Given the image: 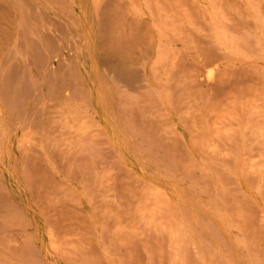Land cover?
<instances>
[{
	"label": "bare ground",
	"instance_id": "obj_1",
	"mask_svg": "<svg viewBox=\"0 0 264 264\" xmlns=\"http://www.w3.org/2000/svg\"><path fill=\"white\" fill-rule=\"evenodd\" d=\"M225 1L226 0H0V245H5L6 249H5V246L3 248L5 250H9V249L12 250V252H14V254L12 255H14V259L16 258L15 260H13L11 257L10 259L8 257L9 260H12L14 262L1 261L2 260L1 259L0 264H57V263H51V262L47 263L44 260L43 255H41V251L39 250V246H38V242H39L38 233L36 231L34 232V230H30V228H32V221H31L29 209L28 208L24 209L21 205H19L18 200H16L15 195L18 196V195L24 194L25 199H27L28 204L31 207V210L35 212H39L42 218L48 219L50 217H53L55 209L62 208L63 209L62 217H60L55 211L56 212L55 214H57V216H59L60 218L59 219L55 218L56 217L55 216L53 217V219L60 220L61 218L64 217L67 222L69 221V225L67 223L64 225V227L67 228L68 226H71L70 223H72V224H79L80 226H77V225L76 226L78 227V229H80L82 228L81 226H83V224H88V221H90L89 224H92L91 226L95 229L96 233H98V225H99L98 223L100 222L98 215L99 213H101L102 217L104 216L103 215L104 212L102 213L100 209H97V207H101L98 205L99 204L98 199L102 198L101 201H103V197H104L102 196L100 198L99 196L98 198V195H100L98 188L100 184L101 185L103 184V182L101 183V179L102 180L105 179V178L103 179L102 177L103 173L107 172L104 168L112 169L114 167H120V166H124V167L142 166V167H145L146 169L147 168H156V169H159V168L168 169L169 168L171 169L170 167L174 168V166H190L192 170L193 166H196V167H203V166L208 167L209 166L211 159H213L211 155L214 152V149L217 148L216 151L218 150V147H220L221 149L222 144L225 143L224 141L223 143H221L220 141L221 146H219V143L215 144L216 141L213 140V136H212L214 129L212 128L213 130H211V126H210L212 117H214L212 116L214 115V110H215L214 108H216L213 105L216 106V104L219 102V99H218V102H215L216 104L213 103V99H215L216 101L218 98V96L217 97L215 96L216 98H214L213 96V91L215 89V84H216L215 82L217 81L216 79L219 78L218 81H220V84H221L220 89L222 90L221 92L222 95L225 92L227 95L228 93L227 90H230V93L232 90L231 87H229L230 85H227L229 89L226 88L227 90L225 91V80L227 79V77L223 78L224 72H225V69L223 67H220L219 69H217L218 71L216 72L218 74V77H216L215 79L213 78L214 75H216L215 68H214V64L216 62L214 54H213L214 51L212 53V48H213L212 42H213V37L215 36L214 34V28H215L214 14H216L215 9L217 11V8H215V6L217 5L225 6L224 5ZM226 3L228 4V1H226ZM229 6L230 4L228 5V8L230 10ZM219 10L223 11L224 9L223 7H221L220 9H218V11ZM220 11L219 13L221 14V16L220 17L217 16V19L218 18L220 19L219 24L221 26L220 27L221 29L217 28L218 30H220V31H217L219 33V39H218L219 45L217 48L221 50V52L219 51L220 52L219 57H222L224 59L227 56L226 55L227 54L226 46H227V38H228L227 33L230 32L229 31L230 29H228V32L226 30L228 27L227 23L229 22L231 23V21L228 20L229 22L226 23L227 19L225 17V12L223 11L221 13ZM228 35L230 36V38L232 37L230 34ZM229 44L232 45L231 43ZM226 75H228L229 77V75L231 74L227 73ZM223 79H224V82H222ZM228 82L230 83L231 81H228ZM234 85H231V86L233 87ZM238 88L240 90V87ZM238 88L236 87V89ZM237 93L239 94L238 91ZM215 94L218 95L217 93ZM231 97H234V96L232 95ZM226 98L228 100L234 99V98H228V97ZM239 99H237L236 101L237 103H239L238 102ZM235 100L236 99H234L233 101L230 100V102H232V104L234 105ZM239 101L243 103L244 100L243 101L239 100ZM237 103H235V105ZM222 104L223 102H221V105ZM218 107L219 106H217V108ZM244 107L246 108V106ZM240 112L242 113L244 112V110L239 111L238 114ZM225 113H228V112H224L223 114ZM232 115L233 117H236L234 113L227 117L228 118L231 117L230 119L232 120L234 119ZM243 115H245V112ZM246 115H247V112H246ZM250 117L248 115V118ZM236 118H235V121L239 119V118L237 119ZM215 119L217 120V117H215ZM224 119H223V122H224ZM251 119L253 120L255 119V117L254 118L252 117ZM217 121L221 123L220 120H217ZM226 122L229 124L227 120ZM239 122H240V119H239ZM236 123L239 124L238 121ZM237 124L234 125V128ZM257 124H258V120H257ZM215 125L217 127L218 123L216 122ZM222 125L224 126V124ZM219 126L217 128L218 133L222 134V132L220 131H222L224 127L221 128ZM226 126L231 128L230 132H232V127H230V125H226ZM254 126L257 128L256 124H254L253 127ZM212 127H215V126H212ZM244 127L245 125H243V128ZM250 127L253 128L252 126ZM219 128H221V130ZM237 129L239 131V128ZM227 130L229 129H226L225 131L229 133V131ZM235 130L236 129H234V131ZM253 130L251 133L254 134L255 130L254 131ZM256 130L258 131V128ZM260 130L261 129H259L258 132H260L261 134ZM238 131H235V132H238ZM251 133L248 134L250 137H255L257 135L256 131H255L256 135L254 134L255 136ZM229 134H227V136ZM240 134H236L237 136L235 134H232V135L233 137L236 136L238 138V135ZM217 135L215 136L216 140L217 138H219L217 137ZM223 138L220 140L225 139ZM230 140H232L231 137H230ZM236 140L237 139H235V141ZM242 140H243V137L241 141ZM253 140L254 139L252 138V141ZM217 141L219 142V140ZM232 142H234V140H232ZM235 143H232V144H235ZM253 143H255V141H253ZM215 145H218V146H215ZM227 146H231L230 143L229 145L227 144ZM227 146L225 147L227 148ZM246 146L244 145V147ZM247 147L245 148V150H247ZM232 148L233 147H231L230 149ZM234 148H236V145ZM263 148L264 146L262 147V149ZM251 149H254V146H252ZM231 151L233 152V150ZM258 151H261V150L258 149ZM220 152L218 151V153H220L219 155L221 156L222 149ZM254 152H256V148H255V151H253L252 153L254 154ZM225 153H227L226 150L224 151L222 158L225 157L224 155ZM259 153L258 155L260 156ZM234 155L236 154L234 153L232 156ZM258 155L257 157L259 158ZM261 155L263 156V154ZM253 158H252V161H254ZM217 159L220 160L219 158H217V155H216V160ZM230 159L231 157L226 160H230ZM255 160L258 161L259 159L255 158ZM220 161L222 162V160ZM249 162H250L249 164L252 165L253 162L251 161ZM245 163L246 161L244 163L242 162V166H244L243 164ZM261 163H259L260 164L259 166L255 164L256 167L258 166L260 168ZM251 165L250 166L248 165V169L249 167H251ZM222 166L224 165L222 164ZM228 166L232 167L233 164L231 165L228 164ZM209 167H211V164ZM212 167L209 168V170L210 169L212 170ZM246 167L247 165L245 166V168ZM122 169L120 168V170ZM164 169H162L163 172H164ZM217 169H220V168H217ZM120 170H117L118 173ZM191 170L189 168L187 172L189 171L191 172ZM201 170L202 169L200 168L199 172ZM215 170L216 168L214 169V172L213 170L212 172L214 174H216L217 172L218 174V171L216 170L215 172ZM232 170L233 169H231V171ZM252 170L251 169L248 170L247 174H245L246 171L245 173L243 172L244 169L241 170V174L243 173L242 177L244 176V174L245 176L246 175L249 176L252 174L256 175L255 173L257 172L256 171L257 168L255 169L256 172L254 171V173ZM181 171L183 170L181 169ZM184 171H183V174H184ZM222 171L223 169L221 168V171L219 172V176L217 174L215 175V177L218 180H219L218 177H220V174ZM249 171H252V174H249L250 173ZM202 172L204 173L203 170ZM210 172L211 171H209V173ZM113 173L114 172H112V174ZM223 173L224 172H222V174ZM185 174L187 173L185 172ZM189 174H192V173H189ZM192 175L197 178V175H194V172ZM253 175L251 178L250 176L249 177L246 176L244 178V179L247 178L245 182L246 183L250 182V181L247 182V180L248 178L252 179ZM126 176L123 178L126 179ZM128 176L130 177L131 174ZM134 176L132 175L131 177H134ZM223 176H225V173L223 174ZM257 176L256 178H253L252 180H255V179L257 180ZM120 177L121 176L117 175L115 179L116 178L118 179ZM190 177H187V178L190 179ZM206 177L208 176L206 175ZM230 177H227V178L229 179ZM261 177L263 178L259 180L260 182H263L264 176H261ZM123 178H120V179H123ZM183 178L184 177H181V180ZM227 178L225 180L228 181ZM203 179H204L203 177L202 179H200V181L202 180L201 183L203 182ZM205 179L209 180V177ZM109 180L112 181L110 178ZM109 180H108V183L110 182ZM119 180H117V182ZM252 180L251 182H253ZM256 180L254 181V183L256 182ZM238 181L240 184H242V180L240 178ZM126 182H127V179H126ZM191 182H194V181L191 180ZM191 182L190 184H193ZM197 182L196 184H193V186L197 185ZM204 182H209V181L204 180ZM204 182H203V186L204 185L208 186ZM218 182L220 184V185L218 184L219 187H221L222 185L220 181ZM134 183L136 182L134 181ZM254 183H252L251 186H253ZM223 184L226 185L225 186V191H226L228 184L227 182L225 183V181ZM261 184H258V185L260 186ZM229 185H230L229 188H227V191L230 189L228 192L229 194L227 193L226 194L228 196L233 195L235 197L234 194H230L233 192L234 187H233L232 192H230L231 183ZM232 185L234 186V184ZM144 186H145V182H144ZM197 186L202 187L199 184ZM205 186H204V189H205ZM116 188H113V189L116 190ZM125 188H126V192H128L127 194L130 195L131 194L129 192L130 189L128 188L129 189L128 190L127 187ZM130 188H133V186ZM135 188L137 187H134V189ZM142 188H145V187H142ZM150 188L148 187L149 191L152 190V189L150 190ZM139 189H141V185L140 187H138L137 191ZM204 189H201V190H204ZM212 189H213V186H212ZM251 189H254V188H251ZM256 189H258L257 185H256ZM119 190L121 189L119 188ZM201 190L199 188V191ZM209 190H211V188L207 189V192ZM149 191L146 192L147 196H148ZM220 191L221 193H223L224 190L223 191L220 190ZM225 191H224V194H225ZM235 191H236V188L233 193H235ZM261 191L263 192L264 190H261ZM210 192H213V190L209 191L207 194L212 195ZM105 193L106 192L104 190V195L107 194ZM134 193H137V192L134 191ZM221 193H219V195H221ZM127 194L125 195V198ZM155 194H156V191H155ZM198 194L199 193H197V195ZM226 194L225 195L222 194L221 196L217 195V196L218 198L223 197V196L227 197ZM258 194L261 195L260 192ZM110 195L115 196L116 194H110ZM152 195L149 194L148 197L154 198V196L152 197ZM239 195L240 193H238V196ZM114 196L111 199L112 201H114L113 200ZM137 196L139 195L137 194ZM157 196H158V191H157ZM157 196L155 195V198H157ZM212 196L213 198L215 197L214 198V201H215V199H217L216 196L214 195ZM212 196L211 197L209 196L208 198L211 199ZM243 197H244V194L242 195V199ZM262 198H264V195H262ZM120 199H121V196H120ZM136 199L137 198H135V200ZM225 199L228 200V197ZM230 199L232 198H229V200ZM244 199L246 198L244 197ZM146 200H148V198ZM151 200L154 201V199H151ZM222 200H220L221 203L225 201V200L223 201ZM161 201H164V200H161ZM231 201L233 200H230V202ZM104 202L108 203L106 201ZM154 202L155 203L157 202L156 199ZM164 202H166V200ZM215 202H218V201L216 200ZM226 202L229 203V201H226ZM233 202L235 205V200ZM247 202L245 203L246 205H247ZM198 203L201 205L200 207L207 205V202H205V205H204V201H200ZM225 203L224 205H226ZM166 204L167 202L164 205ZM105 205H108V204H105ZM136 205L137 204H135L134 206ZM159 205L158 207H162ZM219 205H221V208L224 207L223 204H219ZM231 205H230V208L233 207V205L232 206ZM119 206H122V204ZM143 206L144 205L142 203V207ZM227 206L225 208H228ZM239 206L238 208H240ZM252 206L253 205H251V207ZM251 207L249 206V208ZM121 208L125 209L123 207ZM121 208H118V209L120 210ZM218 208L217 206H215L213 210L218 211L219 213ZM236 208H233V209H236ZM238 208L236 210H238ZM253 208L252 210L257 209V208L256 209H253ZM118 209L116 208L115 210L118 211ZM145 209H146V212L145 211L144 212L147 213V208ZM162 209H165V208H162ZM248 209L246 210L248 211ZM59 211H61V209ZM139 211L141 212V210ZM166 211L165 213L167 215L168 211L167 212ZM238 211L236 212L239 213ZM247 211L246 213L248 214ZM111 212L112 211H110V213ZM123 212L125 211L123 210ZM127 212L128 211H126V213ZM157 212H159V210ZM157 212L155 213L156 216H158L159 218L161 217L162 219L163 215L159 214L160 215L159 216L157 215ZM236 212L234 213L236 214ZM133 213H134V210H133ZM136 213L137 212H135V214ZM145 213H143L142 215H144ZM165 213L163 214L165 215ZM231 213H233V211L232 212L230 211V214ZM246 213L242 212L243 215L244 214L246 215ZM258 213L259 211L257 212V214ZM137 214H139V212ZM151 214H148V215L153 217L154 214L153 215ZM177 214H179V212ZM255 214L256 213H254V216H256ZM261 214H258L257 217L259 216V219L260 220L262 219L263 226L260 225V227L256 228L255 222L253 223L254 228H256V230L258 229L257 232L259 231V228L261 230V227H263L262 229H264V221H263V218H261L263 217V214L262 216H260ZM245 215L242 217V219L245 217ZM99 216L101 217V215ZM102 217L100 218L101 220H102ZM116 217L117 216L115 217L112 216L110 217V219L112 218V220L113 219L116 220L115 219ZM122 217H124V215ZM152 217L149 219L150 222L147 220L148 223H151ZM220 217L218 218V215H217L218 219H220ZM108 218L109 217H107L108 221H106V223L109 222L110 220ZM154 218L156 217H153V219ZM163 218H166V217L163 216ZM173 218H176V217H173ZM233 218H236V217H233ZM65 219L63 220L61 219L60 221L64 222ZM119 219L121 218L119 217ZM128 219L129 218H126V221ZM166 219L168 220V218ZM48 220H45V221H48ZM137 220L139 221V218L136 219L135 222H137ZM162 220L163 222L165 221L164 219ZM162 220L159 221L160 222L159 224H161ZM175 220H178V218ZM234 220L236 221L237 218ZM253 220L256 221V219L254 218ZM260 220L258 221V223H261ZM140 221H141V218H140ZM143 221L144 222L146 221L145 218ZM180 221H178V223ZM203 221L205 223V226L207 224L213 228V230L211 231L212 228L209 229V227L206 226L208 230H210L216 235V237L214 236L215 238H217L216 240L220 243L223 242V241H220L222 236H221V232L219 231V229L216 228V226L211 224L206 219H203ZM203 221L200 223H203ZM222 221L225 222L224 220ZM238 221H240V219ZM118 222H120V220ZM118 222H116V224L114 225H117ZM163 222L161 225V229H162L163 224L167 223V222L166 223H163ZM50 223H53L54 225V222L51 221ZM110 223H111V220H110ZM121 223L122 225L120 227L129 226V224L123 226V222ZM142 223L143 222H141V224ZM157 223L158 221L155 220V224ZM186 224L188 225V223ZM106 225H104L105 226L103 228L104 231L101 230L104 233L108 232V230L105 229L107 227ZM114 225H113V228L114 227L117 228L118 225L117 226H114ZM147 225H146L147 228L149 229L150 227L152 228V226H147ZM58 226L59 225H57V227ZM91 226L89 229H92ZM131 226H133V224H131ZM153 226L155 227V225ZM190 226H192V224ZM205 226L203 224V227ZM12 227L15 229L18 228L17 231H21V233L23 234L25 233L24 240H22L24 242H20V240L15 238V235H18V232L8 231V229ZM100 227L102 229V226ZM164 227H167V226H164ZM164 227L162 229L163 232L166 229ZM178 227H176V230ZM181 227H179V229ZM206 227L205 229L206 231H208ZM244 227L247 228L246 225ZM139 228L140 227L138 226V229ZM143 228L145 229V225L143 226ZM250 228L248 227L247 230H249ZM57 229L54 232L59 233ZM61 229H63V227ZM69 229H71V227H69ZM127 229L122 230L123 231L122 233L123 234L125 233V235H123L122 237L123 241L124 239H126L124 237L126 236V232L124 230H127ZM157 229H158V226H157ZM84 230H81V231H84ZM113 230H111L110 232L111 233L114 232L116 233L115 235L118 236L117 234L118 229H116L115 231ZM195 230L196 229L194 227V231ZM145 231H147V229ZM184 231L185 229L183 230V232H181V234L184 233L185 235L186 233ZM54 232L52 231V233ZM130 232L132 234L131 227H130ZM166 232L164 233L159 232V234L162 233L161 237L159 238L160 241L158 238H155L160 242V244H158L159 242H156L158 244L156 245L157 247L161 245V238H163L162 235H166ZM262 232H264V230L261 231L260 234ZM66 233H68L67 230H66ZM70 233L73 234L71 231ZM137 233H145V232H143L142 230V232L140 231ZM176 233H179V231H177ZM198 233L195 235L197 236ZM60 234H61V231H60ZM68 234H67L68 239L65 242L64 240L62 241L65 243V245L64 243L62 244L65 246V247L63 246L64 248L63 247L61 248L63 249V251L61 250L62 252L59 250L61 246L57 245L56 243L59 240L58 238L60 237L59 234L54 233L55 237L57 236V238H55L53 235L54 237L53 240L55 239L56 240L55 242H52V246L53 244H56L55 245L56 247L59 246L58 247L59 251L57 250L52 251V249H50L52 252L56 253V257L57 255L61 256L60 259L62 260L63 264H89L88 263L89 261H92L91 264H117L116 257H115V252H116L115 246L117 243H115L116 240H115L114 234H112L114 238L112 237L113 239H111L112 241L115 240L114 245L113 243H110L109 245V242L106 241L108 242V243L105 242L107 246L97 245V247H94L96 248V250L98 248L99 251L101 252V255L104 257L103 261L101 260V258L99 259L97 256H96L97 257L96 260L93 261V259L95 258V256L93 258V254L90 255L93 259L88 258V255L91 254L90 253L91 250H89V246H88L90 245L89 243L91 240L88 241L89 238L87 239V237H86V241L88 245L84 244L85 238L82 239L81 236L78 235V237H76V240L78 238L82 239L84 241L82 244L83 247L80 245L81 247L76 248V244H74L75 245L74 247H73V244L72 245L70 244L71 247H69L68 240L71 234L69 235ZM87 234L89 235V233ZM131 234L128 233L129 236ZM169 234L171 235V237H169L168 239L172 238L173 231L172 233L170 232ZM120 235L122 234L120 233ZM142 235L140 234L139 236H142ZM148 235L149 234H147L146 232V236L144 235L143 238L144 237L149 238L150 236ZM248 235L250 237V234ZM51 236L49 235V239L51 238ZM64 236H66V234ZM64 236H62L61 240L63 239ZM74 236L75 234L72 235L73 238ZM89 236H92V234H90ZM102 236L103 235L100 236L101 237L100 241H102ZM198 236L200 237V235ZM244 236H243V239L245 242L246 238H244ZM251 236H252V231H251ZM255 236H259V235L255 234ZM260 236H262V234ZM109 237L106 236L104 238L108 239ZM165 237L167 238L168 236H165ZM173 238L178 239V237H173ZM256 238L257 237H255L254 240H256ZM261 238L262 237L258 238L259 242L263 241L262 240L263 238L262 239ZM129 239H131V237H129ZM134 239L135 238H133V240ZM176 239L173 241V243H172V239H170L169 240V242L171 241L170 244L176 245V243L178 242L177 241L176 243H174ZM188 239L189 238H187V240ZM62 242H60V244ZM76 242L77 241H75V243ZM79 242L82 243L81 241ZM131 242L129 240L130 244ZM164 242H163V245H165ZM205 242H206V239L203 243L204 246L206 245ZM50 243H51V239H50ZM71 243H73V240ZM180 243L181 242L179 241V245L181 246L182 244ZM196 243L197 242L195 241V245ZM146 244L148 243L146 242ZM150 244H149V247L146 246L147 247L146 250L150 248ZM188 244H187V247L189 245H192L193 243L192 244L190 243L189 245ZM239 244H240V240H239ZM247 244L248 242L246 243V245H244L246 249L248 248V246H250V245L247 246ZM77 245H79V243ZM131 245H132V249H134L135 251V248H134L135 244H131ZM175 245L173 246L171 245L172 247L168 245V247H166V250H168L169 247L171 249L173 248L172 250L178 248ZM223 245L225 244L223 243ZM256 245L258 246V244ZM256 245L254 243V246ZM208 246L209 244L206 245V247ZM252 246L250 248L254 249V246L253 248ZM122 247L127 248L126 245ZM129 247L128 249H130ZM154 247L153 245L151 246V248H154ZM181 247L178 248V250L181 251ZM187 247H186L187 250H184V252L186 251V253H188V248L189 249L191 248V251H192L193 245L188 248ZM220 247H222V245ZM151 248L148 251V254L149 252H152ZM162 248L164 249L165 247H162ZM257 248L255 249L258 250ZM128 249H125V250H128ZM137 249H136L137 252L140 251L141 254H144L138 248V246H137ZM156 249L158 251V248ZM196 249H194V251ZM205 249L208 252L210 251L211 254L217 253V250L216 252L215 251L213 252L214 248H212L213 253L211 252L210 249L208 248H205ZM154 250L152 254L155 253ZM128 251H125V253ZM197 251L199 253V256H197L198 254H196L195 256L194 254L195 252H194L193 253L194 255L191 254L193 255L192 257L198 258L201 256L200 255L201 253L199 252V250ZM129 252L131 253V251ZM164 252H160L161 253L160 255H162V253ZM167 252L170 253V249ZM179 252L178 251L176 252L177 253L176 255H178L177 257L179 256L182 257V255H180L181 252L180 253ZM258 252L259 251H257L256 253ZM190 253L191 252L186 254V256L187 257L190 256ZM8 254H10V251H8ZM250 254H254V253L251 252ZM1 255L2 254H0V256ZM125 255L123 256V260L126 259ZM102 256L99 255V257H102ZM136 256H139V254ZM166 256H163L164 257V259H162L163 262H165L166 260L165 258H170V261L171 260L173 261L172 259L173 257L171 256L166 257ZM146 257H148L147 254H146ZM218 257L219 258L221 257V260H222V256L217 255L216 259ZM4 258L5 256L3 257V259ZM189 258H191V256ZM137 259L133 258V261ZM198 259L195 258L193 261H191L193 263H189V264H200V263H197L199 261L196 262V260ZM202 259L203 258H201V260ZM216 259L213 262H215ZM253 259L250 257V261H249L251 262L250 264H252V261H255V259L254 260ZM256 259L258 261V258ZM262 259L261 257H259L260 261ZM120 260L122 261L121 257H120ZM159 260H161V257ZM182 260H180V262ZM221 260H219V262H221ZM127 261L126 263L128 264ZM140 261L141 260L139 258L138 262ZM150 261L151 259H149L147 263L145 261V263L146 264H148V262L151 263ZM170 261L167 260L166 262H170ZM206 261H208V259ZM206 261H203V263H205ZM124 262L125 261H122V263ZM136 262H133V263L136 264ZM263 262H264V259H263ZM166 264H169V263H166ZM183 264H185V261H183ZM220 264H223V261Z\"/></svg>",
	"mask_w": 264,
	"mask_h": 264
},
{
	"label": "rangeland",
	"instance_id": "obj_2",
	"mask_svg": "<svg viewBox=\"0 0 264 264\" xmlns=\"http://www.w3.org/2000/svg\"><path fill=\"white\" fill-rule=\"evenodd\" d=\"M226 1H228V4L226 3ZM224 3V5L226 6H215V8H217V11H218V9H220L221 7H223V11L225 12V17H226V23L227 22H229V21H231V23L229 24V23H227V25H228V27H227V32H228V29H230L229 31L230 32H228L227 33V46H226V58H222V57H219L220 56V52H221V50L219 49V48H217L218 47V43H219V33L217 32V31H220V30H218V29H221L220 27V24H219V21H220V19L218 18L217 19V16L218 17H220L221 16V14L219 13V11H218V13H217V11H216V9H215V13L217 14H214V16H215V28H214V34H215V36L213 37V42H212V53H213V51H214V57H215V60H216V62H215V64H214V68H215V73H216V75H214V79L216 78V77H218V74H217V72L216 71H218L217 69H219L220 67H223L224 69H225V72H224V76H223V78H225V77H227V79L225 80V91L227 90L226 88H228L229 89V87H231V89L233 90H231V93H230V90H227L228 91V93H227V95H226V92L225 93H223V95L225 94L226 95V97H228V98H234V99H236L235 101H234V105L232 104V102H230V100L231 101H233L234 99H227L226 97H225V95L223 96L222 95V90L220 89L221 87H220V81H218V79L219 78H217L216 80V84H215V89H214V91H213V96H214V98H216L217 96H218V98H217V100L215 101V99H213V103H215V102H218V99H219V102L216 104V106L215 105H213L214 107H216V108H214L215 110H214V115H212V116H214V117H212V120H211V122H210V126H211V130H213L214 132L212 133V136H213V140L214 141H216L215 142V144L217 143H219V146H221V143H223V141L225 142L224 144H222V146H221V149H222V154H221V156L219 155L221 152V149H220V147H218V150L216 151V149H214V152L212 153V158L215 160H213V159H211V161H210V163H209V166H210V164H211V167H212V170H213V172H214V169L216 168V170L218 171V174H217V172H216V170H215V172H216V174L219 176V172L221 171V168L223 169V171L222 172H224L225 173V176H223V174H222V172H221V174H220V177H218L219 178V180L215 177V175L216 174H214L213 172H212V170L210 169L209 170V168H211V167H207V166H203V167H196V166H193L192 167V170H191V167L190 166H174V168L173 167H170L171 169H164V168H159V169H156V168H145V167H142V166H133V167H124V166H120V167H114V168H104L105 170V172L106 173H103V176H102V174H101V176L103 177V179L104 180H102L101 179V183L103 182V184L101 185L100 184V186H99V188H98V191L100 192V195H98V198H99V196H100V198L102 197V196H104L103 197V201H101L102 200V198L101 199H98L99 200V206H103L102 208L101 207H97V209H100V211L103 213V217H102V214L101 213H99V215H101V217H102V220L100 219L101 217L98 215V217H99V225H98V233H96V231H95V229L91 226L92 224H89V222L90 221H88V224H83V226H81L82 228H80L81 230H84L85 228H86V226H87V228H88V230H90V231H88L87 230V228L84 230V231H81L80 229H78V227L77 226H80L79 224H72V223H70V225L71 226H68L67 228L66 227H64V225L65 224H67L68 223V225H69V221L67 222L66 221V219L63 217V218H61L62 220L63 219H65L64 220V222L63 221H60V220H56V219H53V217H55V218H60V217H62V215H63V209L62 208H56L55 209V211L57 212V214L60 216H57V214H55L56 212L54 211V216L53 217H50V218H42V216H40V213L39 212H35V211H33V210H31V207H30V205L28 204V201H27V199H25V195L23 194H21V195H15V197H16V200H18V203H19V205H21L24 209H29V213H30V217H31V221H32V228H30V230H34V232L36 231L37 233H38V238H39V242H38V246H39V250L41 251V255H43V258H44V260L47 262V263H57V264H63L62 263V260L60 259L61 258V256H59V255H57V257H56V253H54V252H52L53 250L55 251V250H57V251H63V249H61L64 245H65V241L68 239V236H67V234L69 233V234H71L70 233V231L73 233L74 232V230H75V232L73 233V234H75V236H74V238L72 237V235L73 234H71V236H69V247H71L70 246V244L72 245L73 244V247L75 246L74 244H76V248L78 247H81L82 246V244H83V238H85V242H84V244H86V245H88V243H87V241H86V237H87V239H88V241L89 240H91L90 241V245H88L89 246V250H91L90 251V253L91 254H89L88 255V258L89 259H93L94 258V256H95V258L93 259V261L94 260H96V258L98 257L99 259L101 258V260L103 261V256L101 255V252L99 251V249L97 248V250H96V248H94V247H97V245H105V246H107V244L106 243H108L109 242V245H110V243H113V245H114V241H115V243H117L116 244V246H115V257H116V262H117V264H121L122 263V261H125L124 263H122V264H125L126 263V261L128 262V264H135V263H133V262H136V264H146L147 263V261L149 260V259H151V263H149L148 262V264H166V263H169L170 264V262H171V264H183V261H185V264H189V263H193V262H191V261H193L195 258L196 259H198V258H200L201 256V258H205L204 260L202 259L201 260V258L200 259H198V260H196V262L197 261H199V262H197V263H200V264H202L203 263V261H206L207 259H208V261H206L205 263L206 264H220V263H222V261H223V264H250L251 262H249L250 261V257L253 259V257H254V259H255V261H252V264H257V262H258V264L259 263H264L263 262V259H264V232H262L261 234H262V236H260L261 234H260V232L261 231H263L264 229H262L263 227H261V230H260V228H259V231L257 232V230H256V228H258V227H260V225L261 226H263L262 224V219L260 220L259 219V216L257 217V215L258 214H263V217H261V218H263V221H264V198H262V195H264V191L262 192L261 190H264V181H263V179H262V181L263 182H260V180L259 179H261V178H263V177H261V176H264L263 174H264V148L262 149V147L264 146V0H226ZM230 2V3H229ZM227 4V5H226ZM230 4V10H229V8H228V5ZM230 12H229V11ZM222 10L220 11L221 13L223 12ZM227 11V12H226ZM228 13V14H227ZM219 14V15H218ZM227 15V16H226ZM229 15V16H228ZM229 20V21H228ZM231 26V27H230ZM218 28V29H217ZM232 33V34H231ZM228 34H230L232 37V39L230 38V36L228 35ZM216 40H215V39ZM230 39H231V41H230ZM233 40V41H232ZM229 43H231L232 45H230ZM214 45V46H213ZM232 48V49H231ZM217 50V51H216ZM220 51V52H219ZM218 55V56H217ZM217 58V59H216ZM220 58V59H219ZM218 60H220V61H218ZM227 70V71H226ZM231 74V75H229V77H228V75H226V74ZM228 81H231L230 83L228 82ZM222 82H224V79L222 80ZM233 83V84H232ZM234 83H235V85H234ZM227 85H230L229 87L227 86ZM231 85H234L233 87L231 86ZM238 85V86H237ZM238 88V87H240V90H239V88L238 89H236V87ZM217 87V88H216ZM219 87V88H218ZM236 90H235V89ZM217 89H219V90H217ZM216 91V92H215ZM220 92V93H218V92ZM237 91L239 92V94L237 93ZM234 92V93H233ZM244 92V93H243ZM215 93H217L218 95H216ZM233 93V94H232ZM237 93V94H236ZM221 94V95H220ZM234 96V97H231V96ZM243 95V96H242ZM216 96V97H215ZM223 96V97H222ZM230 96V97H229ZM236 96V97H235ZM239 96V97H238ZM243 98H242V97ZM238 97V98H237ZM223 98H224V100H223ZM239 98H241V99H239ZM237 99H239V100H244L243 101V103H241L239 100H238V102L239 103H237L236 101H237ZM221 100V101H220ZM223 100V101H222ZM221 102H223V104L221 105ZM230 102V103H229ZM235 103H237L236 105H235ZM225 104H226V106H225ZM224 105V106H223ZM241 105V106H240ZM217 106H219L218 108H217ZM239 106V107H238ZM244 106H246V108L244 107ZM223 107V108H222ZM226 107H228V108H226ZM235 107V108H234ZM242 108V110H241V108ZM234 110H233V109ZM237 108V109H236ZM246 110H245V109ZM239 109V110H238ZM223 110V111H222ZM244 110V112H245V115H243L244 114V112H240L239 114H238V112L239 111H243ZM235 111H237V112H235ZM224 112H228V113H225V114H223ZM246 112H247V115H246ZM213 113V112H212ZM222 113V114H221ZM234 113V115H236V117L237 118H239L240 119V122H239V119L238 120H236L235 121V118L236 117H233V115H232V117L234 118V119H230L231 117H227V116H230L231 114H233ZM216 114V115H215ZM227 114V115H226ZM229 114V115H228ZM242 115V116H241ZM248 115H249V117L250 118H248ZM225 116V117H224ZM215 117H217V120H220L221 121V123H219L216 119H215ZM219 117V118H218ZM228 119H227V118ZM241 117H243V118H241ZM245 117V118H244ZM254 118L255 117V119H251V118ZM229 122V124L226 122V120ZM236 118V119H237ZM223 119H224V122H223ZM245 119V120H244ZM247 119V120H246ZM249 119V120H248ZM258 120V124H257V120ZM232 121V122H231ZM238 121V123L239 124H237L236 122ZM218 123V126L219 127H221V128H223L224 129V131H223V129H222V131H220V132H222V134L221 133H218V130H217V128H218V126L216 127V125H215V123ZM226 122V123H225ZM256 122V123H255ZM214 123V124H213ZM245 123V124H244ZM252 123H253V125L254 124H256V126H257V128H258V131H259V129H261L260 131H261V134H260V132H258L256 129V127L254 126L253 127V125H252ZM213 124V125H212ZM222 124H224V126L222 125ZM233 124V125H232ZM235 124H237L236 126H235V128H234V125ZM248 124V125H247ZM226 125H230V127H232V132H230V130H231V128H229L228 126H226ZM239 125V126H238ZM243 125H245V127L243 128ZM247 125V126H246ZM212 126H215V127H212ZM238 126V127H237ZM250 126H252L253 128H251ZM226 127H228V128H226ZM239 128V131L241 132V134L243 135H241L240 134V132L238 131V129L237 128ZM213 128V129H212ZM221 128H219L220 130H221ZM226 129H229V130H227V131H229V133L231 134H229L228 132H226L225 130ZM234 129H236L235 131H238V132H235L234 131ZM244 129V130H243ZM245 129H247V130H245ZM256 131V134L258 135H256L255 134V131ZM249 130H250V132H249ZM252 130L254 131V134L256 135H254L253 133H251L252 132ZM246 131V132H245ZM247 131H248V133H247ZM223 132H224V134H223ZM233 132H235V133H233ZM253 134L255 137H256V139H255V137H250L248 134ZM217 135V137H219V138H217V140H219V142L216 140V135ZM227 134H229L228 136H227ZM232 134H240V135H238V138L235 136V137H233V135ZM220 135V136H219ZM221 135H223V136H221ZM248 135V136H247ZM252 135V136H253ZM226 136V137H225ZM245 136V137H244ZM221 137V138H220ZM226 138H228V139H226V141H225V139ZM230 137H231V139L232 140H234V142H232V140H230ZM233 137V138H232ZM242 137H243V140L246 142H244L243 140V142L241 141V139H242ZM224 139V140H220V139ZM252 138L254 139L253 141H255V143H253V141H252ZM260 138V139H259ZM235 139H237L236 141H235ZM251 139V140H250ZM251 142H250V141ZM220 141H221V143H220ZM228 141V142H227ZM249 141V142H248ZM260 141V142H259ZM235 143V144H232V143ZM259 142V143H258ZM229 143H230V145L231 146H227V144L229 145ZM248 143H250V144H248ZM258 143V144H257ZM246 144H247V146H246ZM235 145H236V148H234L235 147ZM244 145L247 147V150H245V148L246 147H244ZM215 146H218V145H215ZM225 146H227V148L225 147ZM252 146H254V149H251L252 148ZM257 146V147H256ZM261 146V147H260ZM223 147V148H222ZM231 147H233L232 149H230ZM243 147V148H242ZM255 148H256V152H254V154L252 153L253 151H255ZM223 149H224V151L226 150V152L228 153H225L224 155H225V157L227 156V157H231V159L230 160H226V159H229V158H222L223 156V153H224V151H223ZM236 149H237V151H236ZM258 149L259 150H261V151H258ZM230 150V151H229ZM231 150H233V152L231 151ZM251 150H253V151H251ZM216 151V152H215ZM218 151L220 152V153H218ZM235 151V152H234ZM237 152V153H236ZM249 152V153H248ZM259 152H261V153H259ZM216 153V154H215ZM236 154V155H234V156H232L233 154ZM258 153L260 154V156L258 155ZM230 154V155H229ZM249 154V155H248ZM253 156H252V155ZM261 154H263V156L261 155ZM216 155H217V158H219L220 160H222V162L220 161V160H218V162H220V163H218L217 162V160H216ZM229 155V156H228ZM246 155V156H245ZM257 155L259 156V158L257 157ZM245 156V157H244ZM255 156V157H254ZM246 157H248V158H246ZM253 158V160L254 161H252V158ZM260 157H261V159H260ZM263 157V158H262ZM241 158H245L244 160L243 159H241ZM255 158L256 159H259L258 161L257 160H255ZM225 159V160H224ZM250 159V160H249ZM263 159V160H262ZM225 161H232L231 163L230 162H225ZM244 163L245 161H246V165H247V170H246V168H245V164H243L244 166H242V162ZM249 161H251V162H253L252 163V165L251 164H249L250 162ZM263 161V162H262ZM217 162V163H216ZM234 162V163H233ZM255 162V163H254ZM262 162V163H261ZM227 164V166H226V164ZM258 163V164H257ZM259 163H261V167L259 168L258 166L260 165ZM218 164V165H217ZM222 164L224 165V166H226V167H224V166H222ZM228 164L229 165H231V164H233V166L231 167V166H228ZM241 164V165H240ZM258 165L257 167H256V165ZM248 165L250 166L251 165V167H253V168H251V167H249V169H248ZM254 165H255V167L257 168V172L255 171V167H254ZM242 166V167H241ZM196 167V168H195ZM206 167V168H205ZM224 167V168H223ZM229 167H230V169H229ZM239 167V168H238ZM117 168H119V169H117ZM120 168L122 169V170H120ZM126 168V169H125ZM176 168V169H175ZM189 168H190V170H191V172L189 171V172H187L188 170H189ZM201 168L203 171H204V173L202 172V170L199 172V169ZM214 168V169H213ZM217 168H220V169H217ZM240 168H242V169H240ZM120 170L119 171V173H118V171L117 170ZM149 169V170H148ZM162 169H164V172H163V170ZM181 169L184 171V174H183V171H181ZM193 169H195V170H193ZM211 171L210 173H209V171ZM231 169H233L232 171H231ZM239 169V170H238ZM244 169V173H245V171H246V173L245 174H247L248 173V170H252L253 171V173H254V171L256 172L255 174L256 175H253L252 174V171H249L250 173L249 174H252L253 175V178H256V176H257V180H256V182L254 183V181L255 180H252V179H250L251 177H252V175H249L250 176V178H248V180H247V182L248 181H250V182H248V183H246L245 181H246V179H244L246 176H245V174H244V176L242 177V174H241V170H243ZM103 170V169H102ZM115 170V171H114ZM168 170H170V171H168ZM174 170V171H173ZM176 170V171H175ZM108 171H110V172H108ZM169 173H168V172ZM173 171V172H172ZM233 171H234V173H233ZM240 171V172H239ZM102 172V171H101ZM112 172H114L113 174H112ZM123 174H122V173ZM172 172V173H171ZM185 172L187 173V174H185ZM193 172H194V175H197V178H198V180H197V178L196 177H194L192 174H193ZM202 172V173H201ZM230 172V173H229ZM133 173V174H132ZM171 173V174H170ZM189 173H192V174H189ZM199 173V174H198ZM263 173V174H262ZM106 174H108V175H106ZM116 174V175H115ZM122 174V175H121ZM131 174V176L133 175H135L134 177H129L128 175H130ZM202 175V177L204 178L203 179V182H204V180H207V181H209V182H204L206 185H208V186H205V189H204V186H203V182L201 183V181H200V179H202V177H201V175ZM214 174V175H213ZM229 175V176H227V175ZM231 174V175H230ZM105 175V176H104ZM117 175L118 176H121L120 178H123V177H125L126 175L129 177V179H128V177L126 176V179H127V182H126V179L125 178H123V179H125V180H123V179H120V178H116L115 179V177H117ZM170 175V176H169ZM182 175V176H181ZM186 177H185V176ZM188 175V176H187ZM199 175H200V177H199ZM206 175L209 177V180L208 179H205V178H208V177H206ZM232 175H233V177H232ZM192 177V179H191V177ZM231 176V177H230ZM249 176H247V177H249ZM178 177V178H177ZM181 177H184L182 180H181ZM187 177H190V179L192 180V181H194V182H191V180L189 179V178H187ZM193 177H194V179H193ZM216 178V180H215V178ZM223 177H225V178H223ZM227 177H230L229 179L227 178ZM109 178L113 181V183H112V181H110L109 180ZM132 178V179H131ZM137 178V179H136ZM228 179V181L227 180H225V179ZM239 178L242 180V184H240L239 183ZM115 180V182H114V180ZM121 181H120V180ZM131 179V180H130ZM179 179V180H178ZM188 179V180H187ZM233 179V180H232ZM107 180V181H106ZM108 180L110 181L109 183H108ZM117 180H119L118 182H117ZM129 180V181H128ZM133 180V181H132ZM211 180V181H210ZM251 180L253 181V182H251ZM130 181H131V183H130ZM134 181L137 183H134ZM191 183H193V184H196V182H197V185L199 184V185H201L202 187H199V186H197V185H194L193 186V184H190V182ZM196 181V182H195ZM200 181V182H199ZM218 181H220V183H221V187H219V182ZM224 181H225V183L227 182V184H228V187L227 188H229V184L231 183V191L230 192H232V190H233V187H234V190H235V188H236V191H235V193H233L234 192V190H233V192L232 193H230V194H234L235 195V197L232 195H230V196H228L227 194H229L228 192H229V190L227 191V188H226V191H225V184H223L224 183ZM125 182V183H124ZM144 182H145V186H144ZM215 182H216V184H215ZM111 183V184H110ZM114 183H115V185H117L118 183H120V184H118L117 186H115L114 185ZM127 183H128V185H127ZM133 183V184H132ZM209 183V184H208ZM252 183H254L253 184V186H251V184ZM262 183V184H261ZM131 186H130V185ZM219 184V185H218ZM232 184H234V186L232 185ZM258 184H261L260 186L258 185ZM113 185V186H112ZM120 185V186H119ZM125 185V186H124ZM136 185H138V186H136ZM140 185H141V189H139L138 191H140V192H138L137 191V189H138V187H140ZM189 185H191V186H189ZM213 186V189H212V186ZM218 185V186H217ZM224 185V186H223ZM256 185H257V188L258 189H256ZM111 186V187H110ZM115 186V187H114ZM118 186H119V188L121 189V190H119V188H118ZM124 187V189H125V191H124V189H123V187ZM133 186V188H130V187H132ZM209 186H210V188H211V190H213V192H210L212 195H214V196H216V198L217 199H215V201L217 200L218 202H215L214 201V198H213V196L212 195H210V194H207L209 191H211V190H209L208 192H207V189H210L209 188ZM249 186H251V187H249ZM103 189H102V188ZM106 187V188H105ZM117 187V188H116ZM125 187H127V189L129 188L130 189V195L129 194H127L128 192H126V188ZM134 187H137V188H135L134 189ZM142 187H145V188H142ZM148 187L150 188V190L151 191H149V189H148ZM197 187H199L200 188V190L201 189H204V190H201V191H199V188H197ZM217 187H218V189H217ZM260 187V188H259ZM105 188V189H104ZM108 188V189H107ZM113 188H116V190L115 189H113ZM157 189V190H155V189ZM193 190H191V189ZM219 188H220V190H224L225 191V194H226V196L228 197V200L227 199H225V198H227V197H225V196H223V197H219L218 198V196H221L222 194L223 195H225L224 194V191H223V193H221V191L219 190ZM223 188V189H222ZM251 188H254V189H251ZM110 189V190H109ZM119 191H118V190ZM128 189V190H129ZM104 190H105V192L108 194V196H107V194L106 195H104ZM109 190V191H108ZM115 190V191H114ZM127 190V191H128ZM133 190V191H132ZM144 191V193H145V195H144V193H143V191ZM218 190V191H217ZM241 190V191H240ZM118 191V192H117ZM132 191V192H131ZM134 191L135 192H137V193H134ZM149 191V193H148V196H149V194L150 195H152L153 193V195H152V197L154 196V198H151V197H148L147 196V193L146 192H148ZM155 191H156V194H155ZM157 191H158V196H157ZM240 191V192H239ZM245 191H247V192H245ZM261 193V195H259L258 193L259 192ZM108 192H110V193H108ZM113 192V193H112ZM152 194H151V193ZM202 192V193H201ZM204 192H205V194H204ZM207 192V193H206ZM243 192V193H242ZM103 193V194H102ZM118 193H120V194H118ZM140 193V194H139ZM172 193V194H171ZM197 193H199L198 195H197ZM219 193H221V195H219ZM238 193H240V195L238 196ZM110 194H116L115 196L114 195H110ZM127 194V196H126V198H125V195ZM136 194V195H135ZM137 194L139 195V196H137ZM164 194V195H163ZM206 194H207V196H206ZM244 194V197L247 199V201H246V199H244V197H243V199H244V201H243V199H242V195ZM110 195V196H109ZM124 195V196H123ZM132 195H134V196H132ZM144 197H146V198H144ZM155 195L157 196V198H155ZM211 197L212 196V198L210 199V198H208L209 196ZM218 195V196H217ZM114 196V201H112L111 199H112V197ZM116 196H117V198H116ZM120 196H121V199H120ZM122 196H123V198H122ZM131 198H130V197ZM140 196H142V197H140ZM163 198H162V197ZM240 196H241V198H240ZM105 197H106V199H105ZM108 197V198H107ZM133 197V198H132ZM137 198L138 199V201H137V199L135 200V198ZM140 197V198H139ZM161 197V198H160ZM239 197V198H238ZM128 198V199H127ZM142 198H144V199H142ZM148 198V200H150V201H148V200H146ZM165 198V199H164ZM221 198V199H220ZM229 198H232V199H230V200H235V205H234V202L233 201H231L230 202V200H229ZM234 198V199H233ZM236 198V199H235ZM260 198H262V199H260ZM140 199V200H139ZM151 199H154V201H155V199H156V203L153 201V200H151ZM159 199H160V201L161 200H166V202H167V204L166 205H164L166 202H164V201H161L162 202V204H161V202L159 201ZM218 199H220V200H225L224 202H220V200H218ZM249 199V200H248ZM119 202H118V201ZM143 202H142V201ZM209 200H211V201H209ZM222 200V201H223ZM240 200H241V202H240ZM104 201H106V202H108V203H105ZM114 202V203H112V202ZM123 201V202H122ZM130 201V202H129ZM135 201V202H134ZM137 201V202H136ZM144 201H145V203H144ZM151 201H152V203H151ZM200 201H204V205H205V202H207V205H205V206H202V207H200L201 205L198 203V202H200ZM212 201H214V202H212ZM226 201H229V203H227ZM129 202V203H128ZM209 202H211V203H209ZM220 202V203H219ZM226 202V203H225ZM237 202V203H236ZM242 202H243V204H242ZM247 202V205L245 204ZM251 202V203H250ZM117 203V204H116ZM122 204V206H119V205H121ZM141 205H140V204ZM142 203H143V207H142ZM158 203V204H157ZM159 203H160V205H159ZM198 203V204H197ZM202 203V202H201ZM214 203V204H213ZM224 203L226 204V205H224ZM233 205V207H231L230 208V205L231 204ZM250 203V204H249ZM101 204V205H100ZM104 204V205H103ZM105 204H108V205H105ZM126 204V205H125ZM135 204H137L136 206H134ZM216 204V205H215ZM219 204H223V208H221V205H219ZM236 204H237V206H236ZM241 204V205H240ZM113 205V206H112ZM117 205V206H116ZM148 205V206H147ZM151 205V206H150ZM157 206V208H156V206ZM158 205L159 206H162V207H158ZM228 205V206H227ZM231 205V206H232ZM240 205V206H239ZM245 205V206H244ZM251 205H253L252 207H251ZM107 207V209H108V211H107V209H106V207ZM113 208H112V207ZM116 206V207H115ZM141 206V207H140ZM147 206V207H146ZM150 206V207H149ZM165 206V207H164ZM215 206H217V208L219 209V213H218V211H215V210H213L214 209V207ZM228 207V208H225V207ZM238 206L240 207V208H238ZM249 206L251 207V208H249ZM110 207V208H109ZM121 207H123V208H125V209H122ZM137 207H138V209H137ZM147 208V213L148 214H151V213H153V211H154V215L153 214H151V215H153V217H158V216H156V212L159 210V212H157V215H163L164 217H166V218H168V220L166 219V218H163V216H162V219H164L165 221L163 222V220L161 219V217L159 218V220H158V218L156 219V218H154L153 219V217L152 216H150V215H148L147 213H145L146 212V209L145 208ZM238 208V210H236L237 208ZM254 207V208H253ZM118 209V208H121L120 210L118 209V211L117 210H115V209ZM130 208V209H129ZM162 208H165V209H162ZM173 208V209H172ZM233 208H236V209H233ZM248 209V211L246 210V209ZM252 208L253 209H256V210H252ZM58 209V210H57ZM61 209V211H59ZM109 209H111V210H109ZM114 209V210H113ZM152 209H154V210H152ZM166 209H167V211H168V214L166 215V213H165V211H166ZM226 209H228L229 210V212H228V210H226ZM231 209H233V210H231ZM241 209V210H240ZM243 209H245L247 212H248V214L246 213V211L245 210H243ZM31 210V211H30ZM105 210V211H104ZM123 210L125 211V212H123ZM133 210H134V213H133ZM139 210H141V212L139 211ZM157 210V211H156ZM164 210V211H163ZM179 210V211H178ZM193 210H195V211H193ZM225 210H226V212H225ZM58 211H59V213H58ZM98 211V210H97ZM110 211H112L111 213H110ZM116 211V212H115ZM122 213H121V212ZM126 211H128L127 213H126ZM145 211V212H144ZM152 211V212H151ZM162 211V212H161ZM166 211V212H167ZM186 211V212H185ZM224 211V212H223ZM230 211L232 212L233 211V213H231L230 214ZM236 211H238L239 213H237ZM254 211V212H253ZM259 211V213L257 214V212ZM62 212V213H61ZM107 212V213H106ZM117 212H119V213H117ZM135 212H139V214H135ZM179 212V214H177ZM216 212H217V214H216ZM234 212H236V214L234 213ZM242 212H244V213H246V215H245V217L242 219V217L244 216L243 214H242ZM261 212V213H260ZM113 213V214H112ZM117 213V214H116ZM143 213H145L144 215H142ZM163 213H165V215L163 214ZM175 213V214H174ZM223 213H225V214H223ZM254 213H256L255 215L256 216H254ZM108 216H107V215ZM110 214V215H109ZM135 214V215H134ZM186 214V215H185ZM191 214V215H190ZM235 214V215H234ZM241 215V216H239V215ZM262 214L260 215V216H262ZM117 216L115 219L117 220H112V218L110 219V217H115V216ZM124 215V217H122ZM138 215V216H137ZM159 215V216H160ZM181 215V216H180ZM217 215H218V218L220 217V219H218L217 218ZM233 215V216H232ZM248 215V216H247ZM122 219H119V217ZM134 216H136V217H134ZM150 216V217H149ZM178 216V217H177ZM184 218H183V217ZM232 216V217H231ZM107 217H109L108 219H110L111 220V223H110V220H109V222H107L106 223V221H108L107 220ZM147 217V218H146ZM152 217V219H151V223H152V225H151V223H148L147 222V220L149 221V219ZM173 217H176V218H173ZM230 217V218H229ZM233 217H236L237 218V220L235 221L234 219H236V218H233ZM251 219H250V218ZM256 217V218H255ZM118 218V219H117ZM125 218V219H124ZM126 218H129L127 221L129 222V220H130V222L128 223L127 221H126ZM139 218V221L137 220V222H135L136 221V219H138ZM140 218H141V221H140ZM144 218H145V222L143 221L144 220ZM178 218V220H175V219H177ZM183 218V219H182ZM221 218H223V219H221ZM253 218L254 219H256V221L255 220H253ZM44 219V220H43ZM51 219H53V220H51ZM132 219V220H131ZM203 219H206L207 221H209L211 224H213L214 226H216V228H218L219 229V231L221 232V239H220V241H223V242H218L216 239L217 238H215L216 237V235L213 233V232H211L212 230H213V228L212 227H210L209 225H207L206 224V226L207 227H209V229H211V231L210 230H208V228L205 226V223H204V221H203ZM229 219V220H228ZM231 219V220H230ZM240 219V221H241V223H240V221H238ZM242 219V220H241ZM261 221V223H258V221L259 220ZM45 220H48V221H45ZM52 222H54V225H53V223H50L51 221ZM120 220V222H118ZM155 220L156 221H158V223L157 224H159L160 222V220H162L161 221V224H159V225H157V224H155ZM181 220V221H180ZM222 220H224L225 222H223ZM258 220V221H257ZM58 221V222H57ZM118 222L117 223V225H114V224H116V222ZM175 221V222H174ZM178 221H180L179 223H178ZM188 221V222H187ZM203 221V223H200V222H202ZM248 221V222H247ZM45 222H46V224H45ZM62 222V223H61ZM121 222H123V226H125V225H128L129 224V226L131 227V230H132V234H131V232H130V227L128 226H125V227H120L121 225H122V223ZM132 222V223H131ZM141 222H143L142 224H141ZM150 222V221H149ZM162 222L163 223H166V224H163V226H162V229H163V227L164 226H169L168 228L170 229V231H169V229L167 228V227H164V228H166L165 230H164V232H166V230H167V232H166V235H162V237L163 238H161V245H163V242H164V244L165 245H163V246H161V245H159V247H157L156 245H158V244H160V237H161V234L162 233H164L163 232V230L161 229V225H162ZM177 222V223H176ZM236 222V223H235ZM238 222V223H237ZM255 222V227L256 228H254V223ZM56 223V224H55ZM61 223V224H60ZM105 223V224H104ZM110 223V224H109ZM135 223H137V224H135ZM140 223V224H139ZM148 225H147V224ZM154 223V224H153ZM176 223V224H175ZM186 223H188V225L186 224ZM192 224V226H190L191 224ZM198 223V224H197ZM200 223V224H199ZM229 223V224H228ZM240 223V224H239ZM246 223V224H245ZM249 223H250V225H249ZM49 224V225H48ZM101 224V225H100ZM107 224V225H106ZM120 224V225H119ZM131 224H133V226H131ZM145 225V229L143 228V226ZM150 224V225H149ZM179 224V225H178ZM184 226H183V225ZM203 224H204V226L207 228V230L208 231H206V229H205V227H203ZM237 224V225H236ZM49 227H48V226ZM57 225H59L58 227H57ZM77 225V226H76ZM85 225V226H84ZM89 225V226H88ZM104 225H106L107 227L105 228V229H107L108 230V232H106V233H104L103 231H104ZM113 225L114 226H117V228L116 227H114L113 228ZM137 225V226H136ZM142 227H141V226ZM146 225L147 226H152V228L150 227V229L149 228H147L146 227ZM153 225H155V227L153 226ZM177 225V226H176ZM199 225V226H198ZM243 225V226H242ZM247 226V228L249 227L250 228V226H251V228L249 229V230H247V228L246 227H244V226ZM252 225H253V227H252ZM56 226V227H55ZM90 226L92 227V229H89L90 228ZM100 226H102V229H101V227ZM138 226L141 228H139L138 229ZM157 226H158V229H157ZM181 227L180 229H179V227L177 228V230H176V227ZM197 226V227H196ZM236 226V227H235ZM238 226V227H237ZM52 227V228H51ZM63 227V229H61ZM69 227H71V229H69ZM85 227V228H84ZM112 227V228H111ZM134 227V228H133ZM173 227H174V229H173ZM192 227V228H191ZM194 227H195V231L198 233V231H199V233H198V235H200V237L197 235H195V234H197L195 231H194ZM233 227V228H232ZM54 228H55V230H54ZM58 228V229H57ZM73 228V229H72ZM110 228H111V230H113V229H118L117 230V234H118V236L117 235H115L116 233H111L110 231ZM121 228V229H120ZM127 228H129V229H127ZM203 228H204V230H203ZM235 228V229H234ZM243 228H244V230H245V228H246V230L244 231L243 230ZM254 228V229H253ZM17 229L18 228H9L8 229V231H15V232H18V235H15V238L16 239H18V240H20V242H24V241H22V240H24V235H25V233L23 234V233H21V231H17ZM56 229L58 230V232L59 233H57V232H54V231H56ZM61 229V230H60ZM69 229V230H68ZM115 229V230H116ZM123 229H127V230H124L125 232H126V236H124L126 239H124V241H123V239H122V237H123V235H125V233L123 234L122 232V230ZM147 229V231H145ZM149 229V230H148ZM156 229V230H155ZM185 229V235H184V233H182L181 234V232H183V230ZM240 229H242V230H240ZM47 230V231H46ZM64 232H63V231ZM66 230L68 231V233H66ZM78 230V231H77ZM87 230V231H86ZM101 230H103V231H101ZM115 230H113V231H115ZM142 230H143V232H145V233H137V232H142ZM155 232H154V231ZM158 230V231H157ZM161 230V231H160ZM176 230V231H175ZM182 230V231H181ZM198 230V231H197ZM52 231L55 233V234H59V236L60 237H58L59 238V240H58V242H56L57 243V245H59V246H61L60 247V249L58 248L59 246H55L56 244H53V246H52V242H55V240H53V238L55 237V235H54V233H52ZM60 231H61V234H60ZM85 231H86V233H85ZM121 231V232H120ZM137 231V232H136ZM153 231V232H152ZM169 231V232H168ZM172 231H173V235H172V238H170V239H172V243H173V241L176 239V238H173V237H178V239L179 238H181V239H176V241L174 242V243H176L177 241V243H176V245L175 244H170L171 243V241L169 242V240L170 239H168L169 237H171V235L169 234L170 232L172 233ZM177 231H179V233H176ZM187 231V232H186ZM242 231V232H241ZM251 231H252V236H251ZM94 233V235H93V233ZM101 232V233H100ZM146 232H147V234H149L148 236H150L149 238H143V236L145 235L146 236ZM157 232V233H156ZM159 232H162V233H160L159 234ZM244 232V233H243ZM46 233V234H45ZM63 233H64V235L66 234V236H64L63 235ZM87 233H89V235L90 234H92V236H89ZM105 234V236H104V234ZM110 233H111V235H110ZM120 233L122 234V235H120ZM128 233H130L131 235L129 236L128 235ZM157 234L158 235V237H157V235H155V234ZM210 233H211V235L213 236H211L210 235ZM214 235H213V234ZM243 233V234H242ZM51 234H52V236H51ZM68 234V235H69ZM109 234V235H108ZM112 234H114L115 236V240H111V239H113L114 237H113V235ZM134 234V235H133ZM141 234H144V235H142V236H139V235ZM154 234V235H153ZM175 234V235H174ZM179 236H178V235ZM188 234H190V235H188ZM248 234H250V237H251V239H253V240H251L250 239V237H249V235ZM255 234L257 235H259V236H255ZM49 235L51 236V243H50V239H49ZM53 235H54V237H53ZM78 235L79 236H81V238L82 239H77L76 240V237H78ZM83 235V236H82ZM101 235H103L102 236V241H100L101 240ZM160 235V236H159ZM233 235H235V236H233ZM245 235V236H244ZM247 235V236H246ZM62 236H64L65 237V239H64V237H63V239L61 240V238H62ZM85 236V237H84ZM89 236V237H88ZM109 237L108 239H106V238H104V237ZM139 236V237H138ZM165 236H168L167 238L165 237ZM215 236V237H214ZM239 236H240V238H239ZM242 236V237H241ZM243 236H244V238H246V240H245V242L247 243L248 242V244H247V246L248 245H250V246H248V250H250L251 248V246L253 245L254 246V243H255V245L256 244H258V248L256 247V246H254V249H251L250 251H248L247 249H246V247L244 246V245H246V243L244 242V239H243ZM22 237V238H21ZM47 237V238H46ZM67 237V238H66ZM113 237V238H112ZM129 237H131V239H129ZM192 237V238H191ZM196 237V238H195ZM233 237H235V238H233ZM250 239H248V238ZM255 237H257L256 238V240H254L255 239ZM260 237H262L261 239L263 240H261L262 242H259L258 241V238H260ZM21 238V239H20ZM55 238H57V236L55 237ZM97 238V239H96ZM133 238H135L134 240H133ZM141 238V239H140ZM150 238H151V240H150ZM154 238V239H153ZM155 238H158L159 239V241L157 240V239H155ZM168 240H166V239ZM187 238H189L188 240H187ZM222 238H223V240H222ZM122 239V240H121ZM128 239V240H127ZM165 239V240H164ZM195 239V240H194ZM200 239V240H199ZM202 239H203V241H202ZM205 239H206V242H205V244L206 245H208L209 244V246L208 247H206V245L204 246V241H205ZM243 239V240H242ZM249 241H248V240ZM53 240V241H52ZM64 240V242H62ZM72 240H73V243H71L72 242ZM111 242H110V241ZM125 240H127V241H125ZM129 240H130V242H131V240H132V242H131V244H135L134 245V248H135V251H134V249H132V245L129 243ZM140 240V241H139ZM143 240V241H142ZM147 240V241H146ZM155 240V241H154ZM162 240H163V242H162ZM239 240H240V244H239ZM75 241H77L78 243H79V245H77L78 243L76 242L75 243ZM79 241H81L82 243H80ZM106 241H108V242H106ZM135 241V242H134ZM148 243V244H146V242ZM152 241V242H151ZM167 241V242H166ZM179 241L181 242L180 244H182L181 246L179 245ZM184 241V242H183ZM189 241H190V243L193 245V247H192V251H194V249H196L194 252H192L191 251V248L189 249L188 247H190V246H192V245H189L190 243H189ZM195 241L198 243H196V245H195ZM48 242V243H47ZM60 242H62L61 244H60ZM92 242V243H91ZM101 242V243H100ZM106 242V243H105ZM125 242H126V244H125ZM142 242H144V243H142ZM150 242H151V244L153 245V247H154V245H155V247L156 248H158V251H157V249L155 248V250H154V248H151V244H150ZM156 242H159L158 244L156 243ZM64 243V245H62ZM68 243V242H67ZM94 243V244H93ZM129 243V244H128ZM189 243V244H188ZM208 243V244H207ZM223 243L225 244V245H223ZM49 244V245H48ZM123 244H125L126 245V247L127 248H124V247H122V246H125V245H123ZM149 244H150V248H151V251L153 252V250H154V252L155 253H153L152 254V252H149V254H150V256H149V254H148V251L150 250V248L148 249V250H146L147 249V247H149ZM187 244L189 245L188 247H187ZM81 245V246H80ZM95 245V246H94ZM168 245L170 246V247H172L173 245H175L176 247H178V248H180L181 247V251L180 250H178V248H176V249H174V250H172L170 247H169V249H170V253L169 252H167V251H169V249L168 250H166V247H168ZM172 245V246H171ZM195 245V246H194ZM222 245V247H220ZM4 246L5 245H0V254H2V255H4L5 256V258L3 259V257L4 256H0V260L1 261H11V262H14V261H12V260H9L10 259V257L13 259V260H15L14 259V255H12V254H14V252H12V250H5L6 249V246H5V249H3L4 248ZM16 246H18V245H16ZM85 246V245H84ZM130 246V247H129ZM137 246H138V248L142 251V253H144V254H141V252L140 251H138L137 252ZM147 246V247H146ZM180 246V247H179ZM203 246H204V248H203ZM211 246H212V248H214V250L211 248ZM245 248H244V247ZM253 246H252V248H253ZM262 246V247H261ZM50 247V248H49ZM53 247V248H52ZM65 247V246H64ZM63 247V248H64ZM83 247V246H82ZM92 247V248H91ZM128 247L130 248V249H128ZM162 247H165L164 249L162 248ZM186 247L188 248V253L189 252H191L190 253V256H191V258H189L190 256H186V254H188V253H186V251L184 252V250H187L186 249ZM224 247H226V248H224ZM9 248V247H8ZM25 248V247H24ZM57 248V249H56ZM94 248V249H93ZM124 248V249H123ZM144 248V249H143ZM161 248V249H160ZM199 248V249H198ZM205 248H208V249H210L211 250V252H212V250H213V252L215 251L216 252V250H217V253H213V254H211L210 253V251L208 252ZM255 248H257L258 250H256ZM263 248V249H262ZM2 249V250H1ZM50 249H52V251L50 250ZM59 249V250H58ZM92 249H93V251H94V253H93V251H92ZM118 249H119V251H118ZM125 249H128L129 251H131V253L128 251V250H125ZM137 249V250H136ZM201 249V250H200ZM228 249V250H227ZM262 249V250H261ZM4 250V251H3ZM128 251V252H126L125 253V251ZM161 250V251H160ZM163 250V251H162ZM176 250V251H175ZM197 250H199V252L201 253L200 255V257H192L194 254H195V256H196V254H198L197 256H199V253H198V251ZM255 250V251H254ZM8 251H10V254H8ZM61 251V252H62ZM99 251V252H98ZM126 254H124L123 252ZM165 251V252H164ZM181 252V254L180 255H182V257H177L178 255H176L177 253L176 252ZM257 251H259L258 253H256ZM12 252V253H11ZM96 252V253H95ZM118 252V253H117ZM122 252V253H121ZM147 252V253H146ZM160 252H164V253H162V255L163 256H166L168 253L170 254H168L167 256L169 257V256H171V257H173L172 259H173V261L171 260L170 261V258H165L166 260H165V262H163V260L162 259H164V257L162 256V255H160L161 253ZM167 252V253H166ZM179 252V253H180ZM252 252V253H254V254H250V253ZM261 252V253H260ZM50 253V254H49ZM98 253H100V254H98ZM135 254V256H134V254ZM139 254V256H136V255H138ZM159 253V254H158ZM165 253H166V255H165ZM194 253V254H193ZM93 254V258L90 256V255H92ZM95 254V255H94ZM146 254H147V256L148 257H146ZM191 254H193V255H191ZM216 254V255H215ZM99 255L100 256H102V257H99ZM126 256V259H125V257H124V259L125 260H123V256ZM127 255H129V256H127ZM144 255V256H143ZM153 255V256H152ZM184 255V256H183ZM207 255V256H206ZM217 255L218 256H222V260H221V257L218 259H216V257H217ZM250 255H252V256H250ZM91 258H90V257ZM97 256V257H96ZM121 257V259H122V261L120 260V257ZM166 256V257H167ZM206 256V257H205ZM213 256V257H212ZM216 256V257H215ZM258 256V257H257ZM8 257H9V259H8ZM138 259H137V258ZM146 257V258H145ZM160 257H161V260H159L160 259ZM208 257V258H207ZM259 257H261V261L259 260ZM129 258V259H128ZM133 258H135V259H137V260H135V261H133ZM139 258H140V262H138L139 261ZM154 258V259H153ZM188 258H189V260H188ZM193 258V259H192ZM213 258H215L216 259V261L215 262H213L215 259H213ZM223 258H224V260H223ZM256 258H258V261H257V259ZM106 259V258H105ZM105 259H104V261H105ZM182 259H184V260H182ZM253 259V260H254ZM142 260H143V262H142ZM170 261V262H166V261ZM179 260V261H178ZM180 260H182L181 262H180ZM189 261V262H187V261ZM218 260V261H217ZM219 260H221V262H219ZM121 261V262H120ZM133 261V262H132ZM145 261H146V263H145ZM157 261H159V262H157ZM16 262V261H15ZM91 262L92 261H89L88 263L89 264H91ZM195 262V261H194ZM217 262H219V263H217ZM225 262V263H224ZM254 262V263H253ZM256 262V263H255ZM205 263H203V264H205ZM127 264V263H126Z\"/></svg>",
	"mask_w": 264,
	"mask_h": 264
}]
</instances>
